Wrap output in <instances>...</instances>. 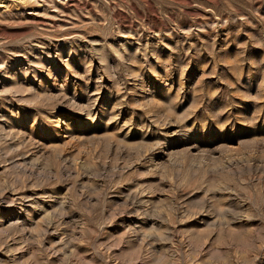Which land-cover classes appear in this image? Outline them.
<instances>
[{"label":"rangeland","instance_id":"1","mask_svg":"<svg viewBox=\"0 0 264 264\" xmlns=\"http://www.w3.org/2000/svg\"><path fill=\"white\" fill-rule=\"evenodd\" d=\"M0 264H264V0H0Z\"/></svg>","mask_w":264,"mask_h":264}]
</instances>
